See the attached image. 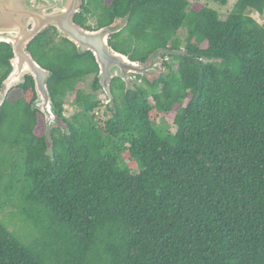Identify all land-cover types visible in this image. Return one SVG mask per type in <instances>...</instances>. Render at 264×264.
Here are the masks:
<instances>
[{
    "label": "trees",
    "instance_id": "trees-1",
    "mask_svg": "<svg viewBox=\"0 0 264 264\" xmlns=\"http://www.w3.org/2000/svg\"><path fill=\"white\" fill-rule=\"evenodd\" d=\"M81 1L77 26L121 22L108 45L159 72L114 77L101 121L92 54L50 27L28 44L63 125L45 131L30 77L0 108V211L34 231L25 243L0 222V264H264V0L223 20L199 0ZM11 57L0 43V86Z\"/></svg>",
    "mask_w": 264,
    "mask_h": 264
},
{
    "label": "water",
    "instance_id": "water-1",
    "mask_svg": "<svg viewBox=\"0 0 264 264\" xmlns=\"http://www.w3.org/2000/svg\"><path fill=\"white\" fill-rule=\"evenodd\" d=\"M81 5V0H0V43L8 44L12 51L11 70L0 86V108L8 93L30 77L36 95L33 109L43 115L46 132L57 122L46 84L50 73L27 52L28 44L44 29L54 28L79 52L92 54L98 67L101 91L108 100L114 77L127 81L130 75L144 76L157 69L156 64L141 65L112 50L108 39L118 29L104 27L88 31L77 26L73 20Z\"/></svg>",
    "mask_w": 264,
    "mask_h": 264
},
{
    "label": "rangeland",
    "instance_id": "rangeland-1",
    "mask_svg": "<svg viewBox=\"0 0 264 264\" xmlns=\"http://www.w3.org/2000/svg\"><path fill=\"white\" fill-rule=\"evenodd\" d=\"M236 1L237 0H227V5L225 7H221V6H219V4L215 3L213 0H199L198 5H205L211 9L215 10L218 13L219 18L221 20H223L227 17V15L231 11V9H232V7ZM251 17L253 19L257 20L259 23H261V20L257 14L252 13ZM88 24L90 26H94L95 20L90 19L88 21ZM115 26H116V28H114V29L119 30L121 23L118 22ZM178 36L180 38H184L185 31L180 30L178 32ZM153 63L156 64V67H157L156 71L145 74L150 79H153L154 77H156L157 73L159 72L158 68L160 67L161 61L159 58H157V60H155L154 62H149L147 65L149 66ZM94 77H95L94 75H90V76H87L86 78H84V80L82 82H80L78 85H76V90H81V91H84L85 93H90L91 92V83H92ZM95 95L103 103V107H101L98 110V113L96 114L97 117H99L100 120L103 121L104 120L103 114L105 112V105L107 103L106 98H105V95L103 94L102 91L97 92ZM21 96H22L21 91L15 89L12 92H10L7 100L9 102H14V101L18 100L19 98H21ZM73 99H74V93L69 94L67 96L66 104L63 107V116L64 117L69 118L73 114L78 112V108L73 106V104H71V103H73ZM106 116H108V113L106 114ZM42 117H43V115H42ZM43 121H44V117H43ZM164 121H166L167 124ZM57 125H63V124L60 120H57L55 126H57ZM153 125H154V128L158 132H160L161 134H166L168 132L169 133L174 132V127L172 126V116H170V115L165 116V117H161V116L156 117ZM44 126H45V122H44ZM17 212L18 211H17L16 207H7V208L1 210L0 211V222H2L8 228V230L10 232L14 233L17 236V238H19L22 242L26 243V242L32 240L34 231H33L32 227L29 224H27L21 216H19L17 214Z\"/></svg>",
    "mask_w": 264,
    "mask_h": 264
},
{
    "label": "flooded vegetation",
    "instance_id": "flooded-vegetation-1",
    "mask_svg": "<svg viewBox=\"0 0 264 264\" xmlns=\"http://www.w3.org/2000/svg\"><path fill=\"white\" fill-rule=\"evenodd\" d=\"M119 23H121V22H119ZM155 60H157V58H155L154 61H155ZM154 61H151V62H154ZM153 64H154V63H153ZM151 65H152V64H151Z\"/></svg>",
    "mask_w": 264,
    "mask_h": 264
}]
</instances>
